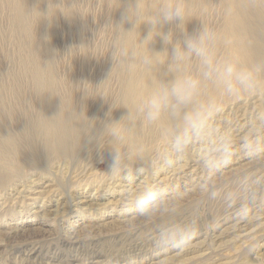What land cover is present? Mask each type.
I'll return each instance as SVG.
<instances>
[{
    "label": "rangeland",
    "instance_id": "1",
    "mask_svg": "<svg viewBox=\"0 0 264 264\" xmlns=\"http://www.w3.org/2000/svg\"><path fill=\"white\" fill-rule=\"evenodd\" d=\"M184 2L187 15L182 27L190 34L201 23L215 30L217 54L227 56L228 45L220 43L227 14L225 0ZM126 4L127 0H0V82L17 87L27 106L35 99L32 86L38 79L55 77L64 86L78 84L76 98L88 92L98 94L92 90L93 84L108 82L111 89L106 104L111 109L117 107L118 84L127 66L119 62L113 66L111 45L117 31L115 22ZM258 21L262 33L257 30V39L264 44V22ZM148 27L137 25L128 33V45L144 48L140 41ZM170 28L175 25H165L164 31ZM175 38H182L179 30ZM151 44L165 49L160 37ZM188 70L196 72L194 60L188 62ZM4 93L5 103L10 104L13 91ZM83 101L98 104L88 98ZM257 104H264V87L256 96L224 99L221 119L244 110V122ZM106 119L95 121L76 154L67 157L56 152L59 143L48 147L42 134L33 137L40 161L30 163L25 155L6 160L0 175V264H264V203L251 209L248 220L238 223L224 214L218 201L205 200L198 212L197 234L182 249L157 250L147 229L130 231L127 221L131 213L120 200L122 186L105 172L111 162L110 140L100 128ZM89 137H96L97 143L89 142ZM143 142L152 154L165 143L156 126L146 132ZM23 143L18 141L20 154L28 149ZM186 160L185 171L162 182L183 188L200 177L198 165ZM246 167H250L249 161L234 159L224 179ZM189 199H199V194L193 193Z\"/></svg>",
    "mask_w": 264,
    "mask_h": 264
},
{
    "label": "clouds",
    "instance_id": "2",
    "mask_svg": "<svg viewBox=\"0 0 264 264\" xmlns=\"http://www.w3.org/2000/svg\"><path fill=\"white\" fill-rule=\"evenodd\" d=\"M186 15L184 0H160L155 4L127 0L119 22H115L113 66L129 61L153 66L154 56L128 45V33L142 24L149 27L141 44L148 41L150 45L160 37L167 57L162 77L135 113L128 110L119 120L107 114L109 118L100 129L110 140L107 147L111 162L106 175L120 182L121 205L131 213L128 229H147L152 247L161 251L182 249L191 242L199 229L198 212L205 200L218 201L224 214L238 222L248 220L251 209L264 203V104L253 106L244 122L227 115L221 119L224 99L238 100L260 93L264 87V60L240 65L231 56H219L215 30L201 23L190 34L182 27ZM129 23L131 28H126ZM169 24L175 28L165 32ZM176 30L182 38L174 39ZM191 60L196 64L195 73L188 70ZM207 85L218 95H206L203 89ZM138 119L147 126H156L165 141L154 154L143 145L127 143L125 133ZM89 142L97 143V138L89 137ZM238 157L249 161L250 167L224 179L225 170ZM186 158L198 165L200 177L183 188L169 187L159 180L173 173ZM193 193H198L199 199L190 200Z\"/></svg>",
    "mask_w": 264,
    "mask_h": 264
},
{
    "label": "bare ground",
    "instance_id": "3",
    "mask_svg": "<svg viewBox=\"0 0 264 264\" xmlns=\"http://www.w3.org/2000/svg\"><path fill=\"white\" fill-rule=\"evenodd\" d=\"M225 2L227 14L220 43L223 42L228 45L227 56L234 58L240 65L264 60V44L259 42L258 35H256L258 29L262 33L258 19L261 18L264 22V0L263 2L262 0L261 2L257 0H225ZM129 46L132 47L133 45L129 44ZM142 46L144 48L139 50L149 56H154V64L149 67L144 64L140 66L139 62H125L127 70L122 73V78L118 84L120 87L119 103L113 109L108 108L105 101L111 89L108 82L93 84L94 89L92 90L99 91L98 94L88 92L84 96L76 98L74 95L78 84L64 86V83L55 77L53 79L48 78L49 80L38 79V81H34L32 86L36 90L35 99L30 100L28 106L20 92L16 91L17 87L3 85V82H0V175H2V169L7 165L6 160L9 158L19 159V157L24 158L25 155L31 159L29 160V162L32 161L30 163L40 161L37 160L40 156L39 151L34 148L33 137L36 135H46L44 137L48 147L58 142L60 149L58 148L56 152L61 154L63 152L68 157V155L76 154L79 151L88 133L95 126L94 123L97 119H108V115L113 114V119L119 120L127 114L128 110L135 113L137 105L150 92L153 84L162 77L163 62L166 61L167 57V52H162L163 48H154L158 46L149 45L148 41H144ZM152 50L157 53H153ZM208 86L203 89L206 95L218 94L216 89ZM7 89L13 91L11 93L13 99L10 104H6L4 100L6 97L4 92ZM87 98L90 101L96 100L98 104L91 105L83 101ZM36 112L38 115H35ZM238 113L235 117L231 114L229 116L243 122L244 110H240ZM166 119L167 117H165ZM152 127L145 125L138 119L131 131L125 133L127 143L143 145L146 132ZM22 140L28 145L25 154H20V150H17L19 148L18 141L22 143ZM42 140L41 142H43ZM42 144L44 145V143ZM143 146L147 149L145 145ZM53 154L55 155V153ZM188 164L189 161L187 160L179 164L171 174L185 171ZM191 170L193 173L196 171L195 168ZM171 174L162 175L159 180H166Z\"/></svg>",
    "mask_w": 264,
    "mask_h": 264
}]
</instances>
